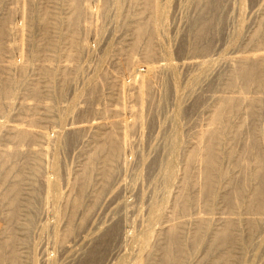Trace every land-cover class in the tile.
<instances>
[{
	"label": "bare ground",
	"instance_id": "obj_1",
	"mask_svg": "<svg viewBox=\"0 0 264 264\" xmlns=\"http://www.w3.org/2000/svg\"><path fill=\"white\" fill-rule=\"evenodd\" d=\"M182 4L0 0V264H264V0Z\"/></svg>",
	"mask_w": 264,
	"mask_h": 264
},
{
	"label": "rangeland",
	"instance_id": "obj_2",
	"mask_svg": "<svg viewBox=\"0 0 264 264\" xmlns=\"http://www.w3.org/2000/svg\"><path fill=\"white\" fill-rule=\"evenodd\" d=\"M186 1V2H185ZM193 1V0H192ZM192 1L191 0H188V2L190 3L191 2V4H192ZM184 2L185 3H187V7H185L184 8ZM187 2V0H183V6H181L182 8V10H179V12H178V14H179V16H181V17H185V19L187 20L188 19V17L189 18H191V15H190V7H191V4H189ZM190 5V7L188 8V6ZM186 6V5H185ZM186 8H188V10L186 9ZM186 11V12H185ZM183 13V14H182ZM181 14V15H180ZM187 14H188V17H187ZM183 15V16H182ZM244 15V14H243ZM184 18H183V20H185ZM244 19H245V21L248 19V17H247V14L246 15H244ZM183 27V25L179 28V31L182 33V31H185V28H183V29H181ZM182 31H181V30ZM181 33H180V35H179V37L177 38V40L175 41L176 43H174V45H173V48L175 49V51H177L178 49H179V45H180V43H181ZM179 44V45H178ZM140 72H141V74L142 75H145L146 73H147V69H146V67L144 66V65H142L141 67H140ZM87 100V103L86 104H88L89 106H91L92 105V102L94 101V97L92 96V98H89V99H86Z\"/></svg>",
	"mask_w": 264,
	"mask_h": 264
}]
</instances>
